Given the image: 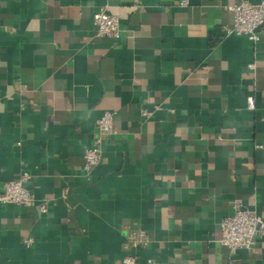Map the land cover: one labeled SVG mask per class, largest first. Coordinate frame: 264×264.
Segmentation results:
<instances>
[{"label":"crops","instance_id":"0c3cea01","mask_svg":"<svg viewBox=\"0 0 264 264\" xmlns=\"http://www.w3.org/2000/svg\"><path fill=\"white\" fill-rule=\"evenodd\" d=\"M241 1L261 2L0 0V188L26 171L37 198L0 205V264H264V237L220 243L235 200L264 216V24L228 36ZM99 8L120 39L97 36ZM107 111L117 133L86 172Z\"/></svg>","mask_w":264,"mask_h":264},{"label":"built area","instance_id":"2783aa9c","mask_svg":"<svg viewBox=\"0 0 264 264\" xmlns=\"http://www.w3.org/2000/svg\"><path fill=\"white\" fill-rule=\"evenodd\" d=\"M179 7H187L189 0H180ZM232 14V25L227 30L228 36H245L251 42L258 43L261 39L260 30L264 24V0L259 4H252L247 1L231 4L228 6ZM96 26V34L99 37H106L118 40L122 37L120 16L109 12L106 8H99L93 16ZM255 68V64L249 66ZM256 98L249 96L247 108L255 110ZM141 117L149 120L152 113L144 108L140 110ZM93 144L85 151L84 170L91 172L101 159L103 141L107 136L116 135L114 127V113L107 111L97 121L96 132ZM29 173L23 171L21 175L13 180L4 183L0 188V205H22L26 206L37 202L34 193L27 189ZM42 214L49 212L48 202L44 201L39 205ZM220 243L226 247L230 254L234 256L239 250H251L258 238L264 237V216L243 207L240 200H235L232 204L231 216L222 220L220 224ZM129 243L133 248H146L151 240L145 231L132 232L129 236ZM27 246L34 244L33 238L25 240ZM123 264H138L139 260L135 255L124 258ZM152 264V261H148Z\"/></svg>","mask_w":264,"mask_h":264},{"label":"water","instance_id":"95a60500","mask_svg":"<svg viewBox=\"0 0 264 264\" xmlns=\"http://www.w3.org/2000/svg\"><path fill=\"white\" fill-rule=\"evenodd\" d=\"M27 187V186H26Z\"/></svg>","mask_w":264,"mask_h":264}]
</instances>
